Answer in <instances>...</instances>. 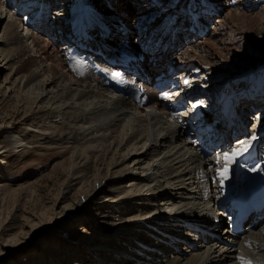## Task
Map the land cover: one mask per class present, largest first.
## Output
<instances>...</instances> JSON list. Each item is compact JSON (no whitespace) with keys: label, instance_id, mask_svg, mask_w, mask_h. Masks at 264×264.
Returning <instances> with one entry per match:
<instances>
[{"label":"bare ground","instance_id":"obj_1","mask_svg":"<svg viewBox=\"0 0 264 264\" xmlns=\"http://www.w3.org/2000/svg\"><path fill=\"white\" fill-rule=\"evenodd\" d=\"M21 1L0 0V110L9 116L0 125L4 143L0 155L22 159L29 168L34 161L41 164L54 157L51 168L41 175L57 176L60 187L49 214L45 209L28 214L20 219L24 224L12 220L5 225L8 215L0 218V264L15 263L10 256L18 255L19 237L23 235L24 242L34 239V229L25 236L22 225L28 227L37 219L51 225L52 231L54 206H58L57 218L67 221L65 228L72 227L66 237L53 236L65 252H58L56 246L55 255L31 253L25 261L22 258L24 264H264V222L240 238L229 239L221 234L223 217H215V198L227 193L236 160L227 165L228 179L221 180L218 173L225 165L217 163L216 157L222 153L204 159L192 150L166 111L163 96L156 102L152 94L149 106H134V95L127 88L132 82L123 75L128 72L146 83L166 61L154 50L168 42L173 46L171 64L189 78L185 93L210 101L231 93L239 83L236 92L246 86L250 93L236 96L238 100L252 96L264 101L256 76L264 81V57H250L247 50L254 48L252 32L264 25V0L253 1L258 8L253 15L233 10V0H202V11L189 26L197 40L190 38L188 43L180 41V30L166 33L162 25L166 21L153 22L161 17L160 11H172L183 0H39L40 10L28 25L13 8ZM245 1L239 0L241 9ZM50 7L54 9L51 31L42 32ZM135 10L139 14L135 20L152 28L142 43H127L136 35L127 31L115 35L120 29L116 20L120 11L132 16ZM170 18L185 27V18ZM220 26L230 31L243 28L244 39L239 37L243 41L226 43ZM105 34L110 35L106 40ZM157 34L166 37L161 40ZM152 37H156L155 45L150 44ZM62 45L70 48L69 59L62 54ZM113 58L117 68L108 64ZM148 59L153 60L149 63ZM246 61H250L247 67ZM144 64L150 65L149 73L134 72ZM191 64L196 67L192 69ZM223 107H219L220 114L225 113ZM257 109L253 130L261 137L264 111L260 105ZM19 152V157L14 156ZM3 158L0 164L6 162ZM3 168L2 196L8 193L2 186L6 181ZM249 219L245 226L259 220L255 215ZM110 229L115 230L113 235H108ZM215 230L221 232L219 238Z\"/></svg>","mask_w":264,"mask_h":264},{"label":"rangeland","instance_id":"obj_2","mask_svg":"<svg viewBox=\"0 0 264 264\" xmlns=\"http://www.w3.org/2000/svg\"><path fill=\"white\" fill-rule=\"evenodd\" d=\"M10 1L11 0H6V2H8V3H11ZM201 1L202 0H183L180 5H174L172 7V11L178 12V10H179V12L177 14V18L181 17L182 12H184L185 10L187 12H190L191 10H193L194 12H200V11H202ZM253 1L257 2L256 0L245 1L246 7L241 9V7L239 5V0H233V5L231 6V8L233 7L232 9L235 11H238V12H242V13L244 12V13H249L250 15H253L255 13V10L258 11V8L253 5ZM40 3L41 2H39V0H22L21 2L14 3L15 5H14V7L13 6L12 7L15 9V11L16 10L18 11V15H20L21 20H23L24 23L26 22L25 25H28L29 23L30 24L32 23L34 17L39 12ZM191 3L195 4L193 9L190 7ZM22 5H24V9L21 8ZM106 9H108L110 12L113 13L112 8L109 9L106 6ZM53 10L54 9L51 7L49 9H47V13H48L47 18L48 19L45 20V23L41 28L42 32H46L47 30L51 31L50 26H51V23L54 19V16L51 15ZM57 10L58 9H56V11ZM162 11L163 12L160 11L161 17L153 18V19H157L155 22H159L162 19H165L166 16H170L171 12H172V11H167V10H162ZM166 12H168V14H164ZM132 13H133L132 16L127 15V18H129V19H128V22L125 21L127 27L124 28V30L130 31L134 35H136L137 31L140 28V26H139L140 21H136L135 17H136V14L137 15H139V14H138V12H136V10ZM54 14H56V13H54ZM39 16L42 17L43 15L41 14ZM203 18H202V21H203ZM116 21L120 22L119 18ZM202 21H201L200 25H204V23ZM172 24H173L172 28L173 27L177 28V24H175V22ZM220 24H221V21H220ZM141 25L144 26V22H142ZM150 26H151V24L148 26L145 25V27H143L144 31L145 32L150 31L152 28ZM166 26H167V24L164 26V28H166ZM210 26H208L209 30H211ZM243 30H244L243 28L239 27L235 31H230V29H224V27L220 26V32L219 33L225 35L223 37H224L226 43H229L231 41V42H234V43L237 42L240 44L243 41L242 38L244 39V37L241 36V34H242L241 32ZM187 32H189V31H187ZM192 32L190 31L188 33L189 38L194 39V41H196L197 40V38H196L197 35L195 36L196 32L194 30ZM252 33L253 34L251 36L254 39L255 43H254V48L248 47V49H247L250 53V57H253V58L264 57V25L258 26L257 29H255ZM215 35H217V34H215ZM59 36L64 38L62 33H59ZM180 36L183 38L184 33H182ZM239 37H242V38L239 39ZM133 39H134V37H133ZM131 40L132 39L130 38L129 41H131ZM59 42L61 44H63L62 43L63 41L60 40ZM199 44H201V43L199 42ZM257 45L258 46L260 45L261 47L259 46V48L257 49L256 48ZM242 46H244V45H242ZM250 46H252V43L250 44ZM61 47L63 50L62 54L65 56L66 59H69L70 51L67 50V47L65 45L60 46V48ZM244 48L246 49L245 46H244ZM183 51H184V49H183ZM183 51H181V52H183ZM193 54H194V58L191 60L193 61V63H195V62H197L195 60L196 53L193 52ZM183 56H186V55H182V57ZM168 61H169V63H171L172 58L168 59ZM247 61L245 64L246 67H247V63L250 62V61L249 62H247ZM190 67L193 69L196 66L191 64ZM261 71H263V68L261 69ZM256 76H257V81H260L261 79L259 78L258 74H256ZM197 77H199V76H197ZM237 85H240V84L238 83ZM261 105H262V103H261ZM8 113L10 115L12 113V111H8ZM0 117H1L0 118V125L6 120L9 121V119H8L9 116L6 115L5 113H2V111L0 112ZM18 119H19V117H18ZM2 141H3L2 138H0V145L1 146H3V144H4ZM21 153L22 152L14 153V156L17 155L19 157ZM2 156L3 155H0V159L3 158ZM48 160H46L45 162H43L41 164L34 161L32 166H30V168L26 166V163H24L22 161V159L14 160V157L13 158H6V159H4V161H6V162L4 164H0L1 168L4 167L3 168L4 169L3 171L5 172L4 180H6L3 182L2 186L4 188L6 187L5 192H7V190H8V193L6 195H5V193L3 194L4 196L0 195V197H1L0 198V218H2V217L5 218L8 215L7 216L8 219L5 223V225L8 224L12 220L13 221L15 220L14 222L16 224H17V222L18 223L21 222L24 224L25 222L20 220L21 217H24V216L29 217V215H32V213L34 216L35 214H38V212H41L43 209H45V211L47 210L46 211V212H48L47 214L52 212L50 210L51 209L50 207H52L51 206V205H53L52 201L54 202L55 197L59 191L58 189L60 187V180H59V178H57V176L54 179H53V177H51V178L42 177V175L45 174V171H47L51 168V165L53 164V161H55V158L51 157ZM31 188H32L33 192H31ZM70 194L71 193H69L67 195L68 197L66 196L67 199L65 200V202H68L67 200L69 199ZM2 197H4V198H2ZM61 204H62V201H61ZM47 205H48V207H46ZM57 210H58V206H56V207L54 206L53 207V214L50 215V217H53L52 224H54V226H52V231L49 230V227L51 225L45 226L43 224H40L41 220L39 222H37V219H33L32 223L28 224L29 228L22 225L24 228L23 230L26 231L25 236H27V234H29L34 229L33 230L34 233L32 234V235H34V239L31 237L30 238L28 237L31 241L29 242V239H26L25 242H27V245H25L23 248V245L25 243L23 241V235L21 237H19V239H18L19 244H22V246L19 247L20 250H18V252H17L18 255H16L15 253H12L10 256L12 258V260L15 261L14 264H24L22 258L25 257L24 258V261H25L26 256L31 254V253H33V255H34V254H39V252H42V253H45L47 255H55L54 254L55 251H53V250H55L56 246L58 247L57 248L58 252H60V251H61V253L65 252L64 246H59V244H56V242H54L56 240L53 238V236H55V234H57V233H60L62 236L66 237V236H68V233H69L68 231L72 227L70 229L65 228L66 227L65 223L67 221L66 220L60 221L59 218H57V213H56ZM13 217H14V219H12ZM87 217H89V216H87ZM87 217H85V218H87ZM85 218H84V220L86 221ZM54 220H56V221H54ZM21 223H19V224H21ZM34 225L36 226V228H34ZM16 226H18V225H16ZM103 227H106V226L104 225ZM27 229H30V231L29 230L27 231ZM83 230H85V229H83ZM64 231H65V233H64ZM81 231L82 230H80V232ZM110 231H112V230L110 229ZM114 231L115 230H113L108 235H113ZM51 232H53V233H51ZM108 239L109 238H105L104 240H108ZM34 252H37V253H34ZM5 262L7 263V258L5 259Z\"/></svg>","mask_w":264,"mask_h":264},{"label":"snow or ice","instance_id":"obj_3","mask_svg":"<svg viewBox=\"0 0 264 264\" xmlns=\"http://www.w3.org/2000/svg\"><path fill=\"white\" fill-rule=\"evenodd\" d=\"M162 98L167 99L168 97H167V95H165ZM254 138L255 137H253L252 139H254ZM250 146H251V140L242 141V142H239L236 146L230 147L229 150L224 151L222 153V155H218L216 157L217 163H220L221 161H223V163L225 165V167H223V169L218 173L219 178L221 180L228 179V171L229 170H228L227 165L233 163L238 157H240L241 155L246 153L249 150ZM253 170H255V169H253Z\"/></svg>","mask_w":264,"mask_h":264},{"label":"trees","instance_id":"obj_4","mask_svg":"<svg viewBox=\"0 0 264 264\" xmlns=\"http://www.w3.org/2000/svg\"><path fill=\"white\" fill-rule=\"evenodd\" d=\"M198 68V67H197Z\"/></svg>","mask_w":264,"mask_h":264}]
</instances>
